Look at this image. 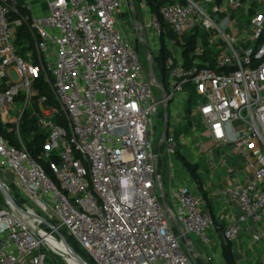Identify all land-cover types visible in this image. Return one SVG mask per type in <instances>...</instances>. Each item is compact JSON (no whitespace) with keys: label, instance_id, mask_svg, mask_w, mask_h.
<instances>
[{"label":"built area","instance_id":"1","mask_svg":"<svg viewBox=\"0 0 264 264\" xmlns=\"http://www.w3.org/2000/svg\"><path fill=\"white\" fill-rule=\"evenodd\" d=\"M125 1L54 0L49 15L35 19L20 15L18 0H0V118L20 99L36 102L48 135L35 159L0 132V170L11 181L0 180L14 202L17 188L33 205L16 204L25 213L7 201L0 206V264H47L48 254L56 255L48 241L61 242L57 232L94 264H196L190 238L212 248L215 220L187 186L171 192L173 209L164 208L153 140L159 106L182 95L187 104L186 87L196 94L191 111L207 140L232 146L253 170L250 180L226 188L240 215L219 243L236 241L248 222L262 226L264 241V0L168 2L133 30L121 19ZM23 25L39 40L44 66L34 52L21 54ZM139 30L157 38L167 30L179 38L199 33L215 64L201 63V44L189 64L182 44L166 61L168 90L157 102L139 56ZM40 77L54 104L35 89ZM164 147L176 158L181 141L169 133Z\"/></svg>","mask_w":264,"mask_h":264},{"label":"crops","instance_id":"2","mask_svg":"<svg viewBox=\"0 0 264 264\" xmlns=\"http://www.w3.org/2000/svg\"><path fill=\"white\" fill-rule=\"evenodd\" d=\"M52 1L54 0H25L29 17L35 19L47 17ZM197 40V48L201 44L200 48L204 53L203 48L205 43L207 44L206 38L199 34ZM212 53L214 61L215 55L213 51ZM200 61L203 64L201 58ZM206 64L212 65L211 61ZM184 100L185 96L182 95L174 102L171 109L172 117L178 113L184 114L183 108L186 105ZM181 127L184 128L185 125ZM196 136L197 134L194 132L193 138ZM192 157V163L196 165L195 179L190 177L187 171L184 172L181 163L179 164L175 158L167 157L166 161L168 191L171 193L179 186L189 187L195 195L204 199L208 212L215 220L216 228L211 232L212 248L208 250L203 248L200 242L192 236L190 240L195 251L193 250L191 254L194 257H199L197 261H201L202 264H262L264 241L261 236L263 229L261 225L248 222L243 228L242 235L236 241L219 243L223 231L236 222L240 215L238 203L226 193V188L237 180L242 182L250 180L253 170L248 167L246 160L232 146L217 145L208 141L205 129L203 138L198 139L192 146ZM164 169V164L163 169H160L159 165L158 173L162 182L165 178ZM176 170H179L180 173L177 174ZM209 256H214L213 261H208Z\"/></svg>","mask_w":264,"mask_h":264},{"label":"rangeland","instance_id":"3","mask_svg":"<svg viewBox=\"0 0 264 264\" xmlns=\"http://www.w3.org/2000/svg\"><path fill=\"white\" fill-rule=\"evenodd\" d=\"M178 1V0H174ZM156 5L161 6L163 3H165V0H152ZM151 11L150 5L147 3L146 0H126L125 1V7L124 11L121 14V19L125 21L130 29H134L135 27V13L138 15L140 25L145 21V18L148 15V12ZM134 34L136 36V43L138 46V52L141 59V63L144 67V71L148 78L153 83V95L157 102H162L164 99V90H165V83L163 81V66H164V53L165 51H168L170 56L167 58H173L179 56V50L182 44H185L188 42V38H179L175 35H171L168 38H164L162 41L161 37L157 38L153 36L152 34L145 32V31H134ZM30 39L29 40H19L18 47L19 49H22V52L25 54H28L30 51L34 52V59L36 61L37 66H44L45 63L39 60L38 55V48H39V40L37 39L36 35L33 32H30ZM148 50H150V55L148 54ZM172 50V51H171ZM161 52H164L161 55ZM164 58V59H163ZM166 60V61H167ZM213 60V59H212ZM203 65H208L204 64ZM151 70L154 72V75L156 76V79L154 80L152 78ZM10 79L13 81V83L18 84L20 82V77L16 71H12L10 73ZM5 83L4 80L0 78V87ZM47 88L50 91V96L52 97V91L50 86L48 85ZM192 87H186L185 91L190 94V97L193 98V93H195ZM179 98V97H178ZM177 100V99H176ZM187 102L185 107L183 108L184 111V118H182V115H176L172 117V105L173 103H168L166 106H159L158 114L156 117V126L153 134V140H154V148L155 150L159 147L161 144V140L164 134V126H165V120H166V114L168 116V120L170 123V134L175 133V135L180 139L181 141V149L179 155L175 158L179 162V164L184 169V172H188L189 176L195 179V172L192 173L193 170H195L196 165L193 164V157H192V146L196 143L198 139L203 138L204 134V127L201 123V121L193 115L192 111H189V107L191 106L192 100ZM194 102H197L194 100ZM196 104V103H195ZM9 115L6 116L4 120L0 118V130L3 133L6 134H12L15 139H17L18 144L20 147H25L24 140L22 137V123L24 116L28 117L29 120H33L35 123V126L37 127V132H42V130L39 127V119L37 118V115L40 112L39 106L36 102H33L31 104H27L24 99H20L12 108L8 109ZM182 120V121H181ZM177 123V124H176ZM185 125L184 128L181 126ZM193 130V131H192ZM194 132L197 134L196 138L194 137ZM2 133V134H3ZM4 135V134H3ZM21 139V142L20 140ZM193 140V142H192ZM165 147L164 143L162 144L159 152L160 161L164 162L161 164L160 169H163V164L165 165L164 169V182H163V188L165 193V197L167 199L168 207L170 209H173L172 202L170 200V192L168 191V185H167V167H166V161L167 157L165 156ZM164 160V161H163ZM177 171V170H176ZM177 174L180 173L178 170L176 172ZM0 179L6 183H9L11 181V176L8 173H4L0 170ZM160 196H162L160 189H159ZM12 195L15 198V202L19 207H28L33 208V205L31 202L25 197V195L19 191L17 188L12 189ZM163 199V196H162ZM163 202V201H162ZM5 199L0 193V206H5ZM63 235H65L68 238L67 233L61 232ZM69 240V238H68ZM55 243H60V241H54ZM71 248L87 263H89V260L87 259V256L85 255L83 249L79 247V245L73 240L70 239ZM50 248L56 253V255L48 254V260L47 264H69V262L61 255L59 254L52 246ZM184 250H187L186 246L183 245ZM202 264L201 261H196V264Z\"/></svg>","mask_w":264,"mask_h":264},{"label":"trees","instance_id":"4","mask_svg":"<svg viewBox=\"0 0 264 264\" xmlns=\"http://www.w3.org/2000/svg\"><path fill=\"white\" fill-rule=\"evenodd\" d=\"M146 1L151 7V11L155 14L159 13V9L162 5H164L168 2H174V0H165L166 1L165 3H163L161 6H158L154 2H152V0H146ZM18 9H19L21 16H29V12H28V9L26 7L25 0H18ZM30 32L31 31H30L28 25H23L21 28L18 29L17 41H16L17 46H18L19 40H29L30 39V37H31ZM171 35H173V34L169 30H167L166 33H164L161 36L162 41L164 40V38H166V37L168 38ZM198 35H199V33L197 35H191V36L187 37L188 42L184 44V47H183L184 57L188 61V63L190 62V60L195 59L197 57L195 55V52H196V48H197V41H198L197 37H198ZM203 49H204V53L199 58H201V60L204 64H206L208 61H211L212 65H213L215 63V60L214 61L212 60L213 59V53L211 50H209L206 43H205V46ZM163 53L164 52H161V55ZM21 54L25 55V53L22 52V49H21ZM169 56H170L169 52L165 51V53H164L165 59L163 58L164 59V62H163L164 63L163 81L166 85V87H165L166 90H168L169 71L167 70L165 64H166V60ZM35 89L39 90L41 96H46L48 98L49 104H54V97L50 96L51 93H50L49 89L47 88V85L44 84L42 77H40L37 80V82L35 84ZM193 94H194L193 98H191V97L189 98V99H193L191 106L188 108L189 111H191V108L196 103V102H194V100L197 101L196 94L195 93H193ZM22 121H23L22 126H21L22 127V137L24 140L25 147L28 149V151L32 154V156L35 159H39L38 157H39L41 151L43 150L44 145L46 144L48 135L46 134L45 131L37 132V127L35 126L34 121L29 120L28 117L24 116ZM0 132H1V134L3 133L1 130H0ZM3 134H2V136L5 139L9 140L12 145H14L15 147H20L17 139H15L12 134H6V133H3ZM40 163L44 164V162H40ZM159 163L160 164H158V168H159V165L161 166L162 161H159ZM194 171L195 170L192 171L193 174H194ZM49 174L51 175L50 171H49ZM67 241H68L69 245H71L70 238H69V240L67 238ZM85 255L87 256V254H85ZM87 259L89 260L88 264H94V262L88 256H87Z\"/></svg>","mask_w":264,"mask_h":264},{"label":"water","instance_id":"5","mask_svg":"<svg viewBox=\"0 0 264 264\" xmlns=\"http://www.w3.org/2000/svg\"><path fill=\"white\" fill-rule=\"evenodd\" d=\"M140 25V21H139V18H138V15L135 13V26L136 28H138V26ZM148 54L150 55V50H148ZM151 73H152V78L155 80L156 79V76L154 75V72L151 70ZM164 97H166V91L164 90ZM170 123H169V120H168V116L166 114V120H165V126H164V134H163V137H162V140H161V144L159 145V147L155 150V156L156 158L158 159L159 157V152H160V148L162 146V144L164 143L165 139L168 137L169 135V131H170ZM160 192L163 196V204H164V208L169 212V207H168V203H167V199L165 197V193H164V190L160 189ZM0 193L2 194V196L4 197L5 201H7L9 204H11L12 206H14L17 210H19L20 212L22 213H25L23 212L22 209H20L16 203L14 202L10 192L6 189V187L2 184L1 180H0ZM45 225L49 228H51L52 226L47 223V222H44ZM57 235L59 237V239L61 240V242L64 244V246L70 251L71 255L74 257L75 261L78 263V264H88L86 261H84L72 248L71 246L69 245L66 237L60 233V232H57Z\"/></svg>","mask_w":264,"mask_h":264},{"label":"bare ground","instance_id":"6","mask_svg":"<svg viewBox=\"0 0 264 264\" xmlns=\"http://www.w3.org/2000/svg\"><path fill=\"white\" fill-rule=\"evenodd\" d=\"M50 246L54 248L59 254H61L68 262L69 264H78L74 257L71 255L70 251L64 246L62 242L55 243L54 241L49 240L48 241Z\"/></svg>","mask_w":264,"mask_h":264}]
</instances>
